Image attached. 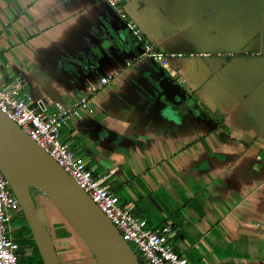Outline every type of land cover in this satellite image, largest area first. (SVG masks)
Here are the masks:
<instances>
[{"label": "crops", "instance_id": "1", "mask_svg": "<svg viewBox=\"0 0 264 264\" xmlns=\"http://www.w3.org/2000/svg\"><path fill=\"white\" fill-rule=\"evenodd\" d=\"M116 2L125 19L103 0H0V81L54 111L110 75L60 138L190 264H264V0ZM37 213L70 264L50 232L64 219Z\"/></svg>", "mask_w": 264, "mask_h": 264}, {"label": "built area", "instance_id": "2", "mask_svg": "<svg viewBox=\"0 0 264 264\" xmlns=\"http://www.w3.org/2000/svg\"><path fill=\"white\" fill-rule=\"evenodd\" d=\"M121 19L125 13L116 0H103ZM134 34L138 33L129 23ZM172 56V55H171ZM140 59H150L160 67L167 65L163 53L145 45ZM110 75L100 76L88 84L86 96L74 99L68 105H57L48 111L40 100L20 93L0 81V112L15 123L81 188L99 211L116 228L122 240L136 253L139 264H190L176 251L171 241L174 232L170 225L147 226L145 219L123 206L104 178H100L74 155L67 142L60 138V131L70 121L82 120L93 113L89 98L109 84ZM20 206L0 173V264H17L21 255L14 239L16 228L23 222Z\"/></svg>", "mask_w": 264, "mask_h": 264}, {"label": "water", "instance_id": "3", "mask_svg": "<svg viewBox=\"0 0 264 264\" xmlns=\"http://www.w3.org/2000/svg\"><path fill=\"white\" fill-rule=\"evenodd\" d=\"M0 173L16 198L42 264H60L31 197L44 196L91 254L94 264H139L87 194L15 123L0 112Z\"/></svg>", "mask_w": 264, "mask_h": 264}, {"label": "rangeland", "instance_id": "4", "mask_svg": "<svg viewBox=\"0 0 264 264\" xmlns=\"http://www.w3.org/2000/svg\"><path fill=\"white\" fill-rule=\"evenodd\" d=\"M30 194L31 197L34 201V204L38 207H48V206H52V204L42 195H40L39 193H37L35 190L31 189L30 190ZM46 214H50V218H51V213L49 211H47ZM59 213H57L55 215V219L57 221L61 220L60 216L58 215ZM51 220V219H50ZM54 221V220H53ZM59 228H64L67 232H69V236L68 238H66V240L68 242H66L67 244H69L70 246L73 245V248L70 251V254L73 253V255L71 254V257L68 260V263L70 264H75V263H82V264H94V260L91 256V254L89 253V251L84 247L83 243H81V241L78 240V238L76 237L75 233L72 231L71 227L68 225L67 222L65 221H59V225L57 226ZM56 228V224L55 226L50 230L51 234L52 232L55 230ZM54 240V239H53ZM63 240V239H62ZM55 243L56 246V240L53 241ZM130 248V247H129ZM132 251V248H130ZM60 250L61 248L57 247V251L58 254L60 256ZM134 256L136 257V253L134 251H132ZM69 253V252H68ZM29 254V250L27 249H22L21 250V255L22 256H26ZM61 260H62V256H60Z\"/></svg>", "mask_w": 264, "mask_h": 264}, {"label": "trees", "instance_id": "5", "mask_svg": "<svg viewBox=\"0 0 264 264\" xmlns=\"http://www.w3.org/2000/svg\"><path fill=\"white\" fill-rule=\"evenodd\" d=\"M147 226H149L148 223ZM69 236V232H67L64 228H59L56 226L54 230V237L56 239H63L65 242H68L66 238H68ZM14 239L18 243L20 248L29 249V254L26 256H20L18 258L17 264H42L39 253L31 239L30 231L26 226L24 219L22 224L15 230Z\"/></svg>", "mask_w": 264, "mask_h": 264}, {"label": "flooded vegetation", "instance_id": "6", "mask_svg": "<svg viewBox=\"0 0 264 264\" xmlns=\"http://www.w3.org/2000/svg\"><path fill=\"white\" fill-rule=\"evenodd\" d=\"M55 251H56V253H57V250H56V248H55Z\"/></svg>", "mask_w": 264, "mask_h": 264}]
</instances>
